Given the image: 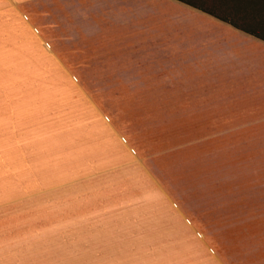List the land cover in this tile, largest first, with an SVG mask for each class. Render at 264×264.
Masks as SVG:
<instances>
[{"label": "crops", "instance_id": "1", "mask_svg": "<svg viewBox=\"0 0 264 264\" xmlns=\"http://www.w3.org/2000/svg\"><path fill=\"white\" fill-rule=\"evenodd\" d=\"M0 57L6 181L8 169L44 165V149L27 136L68 129L88 136V178L100 172L118 183L140 173L138 183L166 200L148 142L161 121L213 136L264 135V0H0ZM12 63L24 79L8 80ZM77 72H88V86ZM90 88L148 110L120 123L122 113L107 115Z\"/></svg>", "mask_w": 264, "mask_h": 264}, {"label": "rangeland", "instance_id": "2", "mask_svg": "<svg viewBox=\"0 0 264 264\" xmlns=\"http://www.w3.org/2000/svg\"><path fill=\"white\" fill-rule=\"evenodd\" d=\"M11 66L8 80L24 79ZM70 75L88 86V72ZM88 90L107 115L122 113L120 123L148 110ZM161 122L148 142L166 200L138 183L140 173L118 183L100 172L88 178V136L68 129L27 136L44 149V165L8 169L7 181L0 167V264H264L261 130L213 136L180 119Z\"/></svg>", "mask_w": 264, "mask_h": 264}]
</instances>
